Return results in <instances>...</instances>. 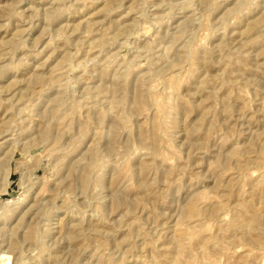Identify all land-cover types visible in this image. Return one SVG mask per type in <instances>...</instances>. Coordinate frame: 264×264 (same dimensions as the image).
I'll return each mask as SVG.
<instances>
[{
	"label": "rangeland",
	"instance_id": "1",
	"mask_svg": "<svg viewBox=\"0 0 264 264\" xmlns=\"http://www.w3.org/2000/svg\"><path fill=\"white\" fill-rule=\"evenodd\" d=\"M0 264H264V0H0Z\"/></svg>",
	"mask_w": 264,
	"mask_h": 264
}]
</instances>
